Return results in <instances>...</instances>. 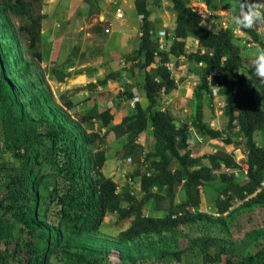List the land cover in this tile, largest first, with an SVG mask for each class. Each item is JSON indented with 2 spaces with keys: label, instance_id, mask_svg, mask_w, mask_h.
<instances>
[{
  "label": "trees",
  "instance_id": "16d2710c",
  "mask_svg": "<svg viewBox=\"0 0 264 264\" xmlns=\"http://www.w3.org/2000/svg\"><path fill=\"white\" fill-rule=\"evenodd\" d=\"M170 1L176 25L170 48L162 50L160 44L164 38L154 31L147 0H136L137 14L143 16L142 36L140 46L128 59L140 61L138 67L144 72L154 66L145 72L143 93L148 105L142 108L140 102H136L132 115L112 125L115 114L111 109L76 120L68 112L74 107L70 99L62 96V104H57L39 66L44 58L45 0H0V109L4 112L5 125H13L21 133L14 145L8 143L6 147L16 151V156L29 169L20 175L0 174L5 189L0 199L3 210L0 216V264H15L18 256L23 264H50L53 246L57 248L64 243L83 246V240L97 234L110 213H117L119 221L134 217L129 229L120 236V264H146L154 259L159 264H168L170 258H179L178 227L197 225L210 219L199 211L200 186L217 180L225 183L221 191L224 196L218 202L221 214L232 205L233 194L239 200L252 196L247 205L264 204V188H260L264 183V83L257 77L247 78L240 73L242 51L234 43L229 27L215 32L205 24L203 13L185 0ZM91 4L98 8V0H92ZM221 6L230 11H238L239 7L237 0H221ZM190 34L199 37L201 49L206 52L199 50L189 58L205 65L198 75L199 83L190 102L191 121L179 125L176 117L163 107L162 100L178 88L170 65L174 59L186 54V39ZM253 35L264 48L259 35ZM214 71H220L223 77L214 75ZM109 78L95 85L106 84ZM216 85L224 88L223 114L227 126L222 131L213 129L203 116L204 103L214 107L213 86ZM257 90L262 93V101L256 97ZM124 92L131 101L136 97L132 90ZM93 120L100 124L97 130L89 132L84 124ZM148 127L153 129L158 146L144 155L138 139ZM98 128L107 129L106 135H100ZM191 128L210 140H223L226 132L229 136L225 139L227 144L231 140L234 142L233 138L241 137L246 152L244 162L248 166L244 183L237 182L235 176V171L242 167L226 151L193 157L188 137ZM111 132L118 138L128 136L125 147L131 162H139L142 154L146 162H152L148 167L150 175L141 173L139 168L133 175V179H140L139 186L144 193L142 200L130 191L119 192L117 183L103 173L107 159L101 146ZM256 132L262 133L263 145L256 141ZM239 145L238 141L236 148ZM203 158L207 159L206 164H202ZM173 162L179 164L174 171L171 169ZM227 168L234 173L227 174ZM49 176L57 177V181L50 187V205L41 218L40 187ZM181 188L185 197L177 203L175 200ZM259 188L261 191L257 192ZM152 200L160 204L162 216L145 215L143 208ZM8 216L18 227L13 249L6 240L11 234L7 227L14 228L5 220ZM262 236L264 229L250 231L247 234L249 244ZM2 242H5L4 249ZM99 248L77 249L73 255L80 264H94L96 260H104L101 256L105 252ZM128 249L132 252L126 255ZM262 254L250 256L249 260L260 264Z\"/></svg>",
  "mask_w": 264,
  "mask_h": 264
},
{
  "label": "rangeland",
  "instance_id": "374dc122",
  "mask_svg": "<svg viewBox=\"0 0 264 264\" xmlns=\"http://www.w3.org/2000/svg\"><path fill=\"white\" fill-rule=\"evenodd\" d=\"M191 7L199 10L206 18L205 24L213 31L218 32L222 28L229 27L233 33L234 43L241 49L243 67L240 73L247 78L256 77L252 61L258 54L261 46L256 42L253 33L259 35L264 41V28L237 31L236 25L231 22V17L238 14V11L223 10L221 0H185ZM92 0H45L46 6L43 12L46 18L43 20L42 31V51L43 61L39 64L45 75V81L51 88L58 105L62 104L61 97L64 96L73 102L74 107L68 110L69 114L80 120L81 117L92 113H100L106 109H111L115 114L112 125L121 123L124 117L135 112L134 100H130L124 95V91L132 90L135 96L141 97L138 101L142 108L148 105L143 93L145 82V72L151 71L154 66L142 71L139 61H131L129 56L134 55L140 46L142 36L143 19L137 14L136 0H98V8L92 6ZM148 8L152 11L151 23L155 33L166 30L172 34L176 25V15L170 0H147ZM215 6V7H214ZM118 11L123 16L119 17ZM100 29V30H99ZM173 36V34H172ZM170 37V39L172 38ZM167 41L166 38L163 39ZM172 41H168V49ZM201 49L199 37L190 34L186 39L185 55L174 59L170 68L175 77L178 88L170 96L163 97V107L170 111L179 125L190 122L191 105L194 89L199 83V73L205 65L189 58ZM143 61V59H141ZM223 77L220 71H214V75ZM108 79L106 84L97 87L96 82ZM209 81L212 79L209 77ZM95 85L96 87H94ZM214 95V107L207 103L203 104V116L213 129L224 130L227 126V118L223 114L224 97L223 86ZM256 97L262 101V93L257 90ZM162 107V106H161ZM162 107V109H163ZM4 112L0 109V174H22L28 172L24 167V162L16 156V151L8 149L7 144L14 145L21 137L15 126L6 124L3 121ZM79 118V119H78ZM98 120L85 122L86 129L91 132L97 130ZM100 135H106L107 129H99ZM190 148L193 157L201 158L204 155L214 154L217 151H226L231 154L235 162L245 167L246 159L245 146L241 137L233 138L230 143H226L228 133L225 132L223 140L206 139L195 128H191L188 134ZM256 141L263 145V135L256 132ZM240 142L238 148L236 143ZM128 143V136L118 138L114 132L108 134L101 149L105 150L106 163L103 173L106 177L113 179L118 185V191H130L138 200L144 198V193L140 189V179H133V175L139 168L141 173H148V167L152 162L144 160L142 154L139 162H131L130 155L125 147ZM138 144L143 147L144 155L157 149V141L151 127L139 137ZM207 159L203 158L202 164H206ZM179 167L177 162H173L171 169L174 171ZM198 167V166H197ZM196 168V166L194 167ZM36 170H39L36 167ZM227 173V172H226ZM228 174V173H227ZM237 182L244 183L246 173L242 170L235 171ZM57 181V177H47L40 187L41 204L39 214L41 218L46 215L50 205V187ZM225 183L215 181L206 186H200L201 204L199 211L210 219L199 224L178 227L179 238L177 250L179 258L172 257L168 264H254L249 260L250 256L257 253L261 255L260 264H264V236L259 237L253 244H249L247 234L252 230L264 229V204L247 205V201L252 198L239 200L233 194L232 205L228 206L225 214L218 212V202L224 196L221 192L225 188ZM260 188H264V183ZM257 192H260L261 189ZM156 191V190H154ZM184 190L181 188L176 197V202L184 200ZM5 194L3 184L0 182V199ZM165 194V191L162 192ZM159 203L152 200L144 206L145 215L162 216L163 211L159 210ZM163 205V204H161ZM3 210L0 208V216ZM117 213L108 214L97 234L83 240V246L77 247L74 243L53 246L50 264H80L74 257L77 249L91 248L96 246L105 252L102 253L104 260H96L94 264H120L122 253L119 241L123 232L129 229L134 221V217L119 221ZM5 220L13 227H7L10 235L6 238L10 248L15 247L17 242V225L13 224L10 216ZM18 242H23L19 240ZM5 242L1 243V248H5ZM99 245V246H98ZM111 249H108L110 248ZM100 249V248H99ZM107 250L109 254L107 253ZM130 251L126 255L130 254ZM105 254H108L105 256ZM19 256L15 264H23ZM23 259V258H22ZM92 259V258H91ZM126 264H130L127 263ZM132 264V263H131ZM137 264H142L141 262ZM145 264V263H144ZM159 264L154 259L152 263ZM166 264V263H165Z\"/></svg>",
  "mask_w": 264,
  "mask_h": 264
},
{
  "label": "clouds",
  "instance_id": "9594fccd",
  "mask_svg": "<svg viewBox=\"0 0 264 264\" xmlns=\"http://www.w3.org/2000/svg\"><path fill=\"white\" fill-rule=\"evenodd\" d=\"M237 3L238 14L231 17V22L236 25L237 31L264 28V0H237ZM252 63L253 74L264 83V48L259 49ZM219 89L214 87L215 91Z\"/></svg>",
  "mask_w": 264,
  "mask_h": 264
},
{
  "label": "built area",
  "instance_id": "2783aa9c",
  "mask_svg": "<svg viewBox=\"0 0 264 264\" xmlns=\"http://www.w3.org/2000/svg\"><path fill=\"white\" fill-rule=\"evenodd\" d=\"M118 15H119V17H122L123 16V14L120 12V11H118ZM140 18H142L143 19V16H140ZM159 35L162 37V38H166L167 39V41H164V40H162L161 41V44H160V49H162V50H164V49H168V47H167V44H168V41H171V40H173V37L174 36H172V34H168L166 31H162V32H160L159 33ZM172 36V38L170 39V37ZM215 87H220L219 85H216ZM216 91L214 90V87H213V93H214V95H216V93H215ZM139 101V98H138V96H136L135 98H134V103L135 102H138ZM241 170L242 171H244L245 173H246V175H247V170H248V166H247V164L245 165V167L244 168H241ZM226 172L228 173V174H232V173H234L231 169H226Z\"/></svg>",
  "mask_w": 264,
  "mask_h": 264
},
{
  "label": "crops",
  "instance_id": "0c3cea01",
  "mask_svg": "<svg viewBox=\"0 0 264 264\" xmlns=\"http://www.w3.org/2000/svg\"><path fill=\"white\" fill-rule=\"evenodd\" d=\"M214 7H215V6H214ZM223 10H225V9H223ZM163 31H166V30H163ZM160 32H162V31H161V30L158 31V34H159ZM172 32H173V30H172ZM172 32H171V33H172ZM138 98H139V100L141 99V97H139V96H138Z\"/></svg>",
  "mask_w": 264,
  "mask_h": 264
}]
</instances>
